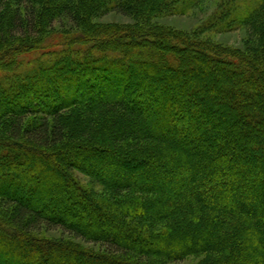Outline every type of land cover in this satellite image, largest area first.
<instances>
[{
  "label": "trees",
  "instance_id": "1",
  "mask_svg": "<svg viewBox=\"0 0 264 264\" xmlns=\"http://www.w3.org/2000/svg\"><path fill=\"white\" fill-rule=\"evenodd\" d=\"M79 2L90 16L147 9ZM181 2L153 0L148 12ZM222 6L205 28L252 29L256 50L104 25L14 44L36 27L33 0H19L0 30V126L11 136L0 139V200L16 204L12 224L0 219V264H264V0ZM75 10L46 2L52 19ZM57 228L103 249L36 235Z\"/></svg>",
  "mask_w": 264,
  "mask_h": 264
},
{
  "label": "rangeland",
  "instance_id": "2",
  "mask_svg": "<svg viewBox=\"0 0 264 264\" xmlns=\"http://www.w3.org/2000/svg\"><path fill=\"white\" fill-rule=\"evenodd\" d=\"M133 3H137L139 7L146 5V11L140 13L138 7L132 9L131 12H120L118 10H109L105 13L101 12L98 14L89 15L85 13L86 8L77 9L80 6L79 0H70L75 12L70 15V11L63 12L59 15L52 16L47 15L46 2L47 0H33V5L37 11L36 17V27H24L21 36L16 35L15 41H44L51 40V33H66L70 31L81 32L82 34L88 35L91 31L95 30V26L104 25L111 28H119L123 30H139L145 28L151 30L153 27H159L163 30H170L183 37H189L190 39H198L206 43L208 46L217 47L218 49H232L238 51L251 52L256 50L260 46V40L257 38V33L254 30H249L247 28L232 29L227 31H219L205 28L207 23L212 20L213 15L220 7L223 8L225 0H186V2H181L176 4V9L148 12L153 0H130ZM84 2V6L86 1ZM143 2V6L140 4ZM133 3H130L133 5ZM129 5V4H128ZM129 5V6H131ZM19 6V0H0V30L2 27H6L10 24L14 14ZM24 18L30 15V10H22ZM27 24V22H26ZM139 27V28H138ZM138 28V29H137ZM26 34V35H25ZM24 35V37H22ZM22 37V38H21ZM19 39V40H18ZM21 39V40H20ZM49 40V41H50ZM89 95H84V99H89ZM67 114V111H65ZM31 120V117L27 119V122ZM9 128L7 123H3L0 126V139H9ZM63 171H66V167H62ZM6 169V168H5ZM75 176L80 182L85 185L93 183L92 178L85 175L84 173L77 171ZM31 194H26V201L32 198ZM40 206V205H39ZM54 205H47L43 208L49 209ZM15 205L9 207L5 205L4 202L0 200V219L12 224L8 220V212L10 213ZM7 218V219H6ZM10 219V218H9ZM38 237L47 238L55 242H61L65 245L67 243L77 244L80 248H87L89 251L94 250V252L99 253L100 244H94L92 242L85 241L84 239L74 237L72 234L68 233L67 230L62 228L46 230L43 229L41 232L36 234ZM206 255H192L184 260L176 262L165 263L162 259H151L152 261L146 264H195L203 261Z\"/></svg>",
  "mask_w": 264,
  "mask_h": 264
}]
</instances>
